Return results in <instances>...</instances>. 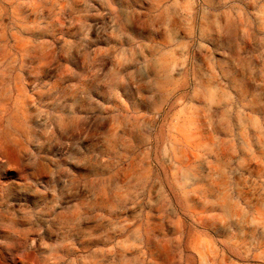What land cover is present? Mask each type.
<instances>
[{
    "label": "rangeland",
    "instance_id": "rangeland-1",
    "mask_svg": "<svg viewBox=\"0 0 264 264\" xmlns=\"http://www.w3.org/2000/svg\"><path fill=\"white\" fill-rule=\"evenodd\" d=\"M61 97L70 134L0 172V264H264V0H0V129ZM54 199L90 218L29 230Z\"/></svg>",
    "mask_w": 264,
    "mask_h": 264
},
{
    "label": "clouds",
    "instance_id": "clouds-1",
    "mask_svg": "<svg viewBox=\"0 0 264 264\" xmlns=\"http://www.w3.org/2000/svg\"><path fill=\"white\" fill-rule=\"evenodd\" d=\"M32 107L35 108V112L31 113V116L35 119L31 123V126H29L28 121L12 123L11 117L7 113L5 114V127L0 129V172H2L5 166H8L20 169L21 171L32 169L33 172L31 174H35V170L40 167L38 154H47L50 151V142L54 140L53 127H59L62 134H70L69 130H72L70 117H61L59 113L61 111L70 113L73 109L80 108L81 101L78 99L66 100L61 97L59 99L48 100L47 106L34 102ZM80 120L86 122V117H81ZM96 147L99 146L97 145ZM13 184L14 182L6 185L0 196L12 202H16L17 198L22 200L30 198V194L26 189L23 187L16 189L13 187ZM53 195L55 197V193ZM105 195L106 193L100 188L93 193V198ZM88 207L89 205L87 204L73 205L70 208L56 211L57 204L54 199L51 206L47 209L43 211L37 210L36 212H25L21 215V218L29 222V230L36 231L37 233L40 231L39 225L31 227V225L36 224L37 220L42 221L49 231L53 229L71 230L78 227L81 220L90 218L82 211V209ZM5 214L11 216L13 219L15 218L13 214ZM233 218L229 209L225 208L224 219L229 220ZM63 246L62 244L48 245V255L39 257L38 264H49V261L52 259L64 261V264H75L74 260H65L64 257L56 255V249ZM31 248L30 244L26 245V251L23 254L26 256L27 250H31Z\"/></svg>",
    "mask_w": 264,
    "mask_h": 264
}]
</instances>
